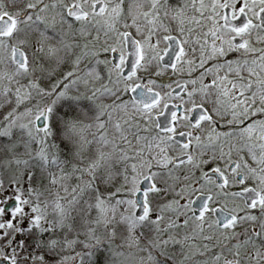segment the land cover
I'll use <instances>...</instances> for the list:
<instances>
[{
  "label": "snow or ice",
  "instance_id": "1",
  "mask_svg": "<svg viewBox=\"0 0 264 264\" xmlns=\"http://www.w3.org/2000/svg\"><path fill=\"white\" fill-rule=\"evenodd\" d=\"M0 264H264V0H0Z\"/></svg>",
  "mask_w": 264,
  "mask_h": 264
}]
</instances>
